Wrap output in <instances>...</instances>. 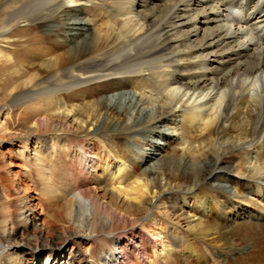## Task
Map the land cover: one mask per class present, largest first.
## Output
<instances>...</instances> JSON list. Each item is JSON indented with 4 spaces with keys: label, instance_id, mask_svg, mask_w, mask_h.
<instances>
[{
    "label": "bare ground",
    "instance_id": "6f19581e",
    "mask_svg": "<svg viewBox=\"0 0 264 264\" xmlns=\"http://www.w3.org/2000/svg\"><path fill=\"white\" fill-rule=\"evenodd\" d=\"M109 90L129 98L114 103ZM3 112L0 139L25 140L16 153L29 164L31 146L42 181L36 240L79 206L90 218L74 230L117 240L103 264H173L186 248L214 264H264V0H0ZM58 126L66 134L49 135ZM163 126L168 167L134 148ZM71 131L84 134L80 151ZM61 150L86 159L95 187L71 197L54 184L45 162ZM180 164L188 171L167 176ZM9 247L0 240V256Z\"/></svg>",
    "mask_w": 264,
    "mask_h": 264
},
{
    "label": "rangeland",
    "instance_id": "374dc122",
    "mask_svg": "<svg viewBox=\"0 0 264 264\" xmlns=\"http://www.w3.org/2000/svg\"><path fill=\"white\" fill-rule=\"evenodd\" d=\"M56 25L57 26L55 27L43 28L42 33L59 30L63 27L62 25L67 27L65 24L60 23ZM67 38L70 40L69 37ZM60 39H63V37L60 36ZM15 42L19 43L16 48H14L16 52L21 50L26 53L28 49L27 41L16 40ZM34 42V44H36V40ZM36 59V61L39 60L38 58ZM109 91L110 92L108 93L110 96H116L113 101L114 103L119 102V100L124 102L125 98H129V91H122L120 92L121 95L118 94L119 92ZM6 120L5 113H1L0 125L4 124ZM14 120L15 121H12V125L14 126L13 128H16L15 125H17V120ZM158 130L160 131L159 136H157L158 134L156 133H146V139L152 142H149L148 145H143V147L139 145V147L136 146L134 148L140 153L142 151L141 154H146L149 150L153 151L157 156L155 160L158 162L160 161L159 163H161V166L168 167L169 164H163L164 162H161V159L165 161V159L171 154V149L167 144H164L162 135L163 132L169 133L170 131L164 126ZM11 133L15 132L11 131ZM58 134L65 135L66 128L64 126H58L55 131L49 133L51 136H56ZM83 135L84 134L81 132H69L68 137L70 143H72L70 145L71 147H69L70 149L72 148L71 151H80L79 145L82 142ZM5 136H7L5 139H0V240L10 247L8 252L3 253L0 256V264H53L52 262L55 257H57L58 262L61 263L63 258L60 256V253H63V250L65 249L64 259L66 262L64 264H103V257L108 251L113 249L115 251L118 250L116 245L117 240L115 238H110L108 241H102L96 238L93 239L90 236L95 234L87 229H81V231H77L78 229L74 230L75 227H79L80 221L77 219L81 215L82 216L79 219L87 221L90 218V209L88 210V208L85 209L83 207V209H79V206H76L73 221L70 223H65L62 216H60V219L58 220L52 218V230L50 232L52 237H48L50 233L46 229H43L42 233L39 234L40 240H36L33 235L39 232L43 220L45 217H48L46 210L41 212L44 206L40 209V205H37L38 197H40L44 203L47 202L44 201L45 198L41 194L40 187H42V181L36 172V166L32 161L33 153L31 151V146L29 147L30 151L28 153L29 164H27V161L21 160L16 153L17 149H19L20 145L24 143L23 141L25 140H21L17 137L7 139L9 136ZM45 163L50 168L54 184L58 186L62 192L68 193L71 197L76 195L79 190L89 191L90 187L94 185L90 176L85 174L84 166L88 164L85 158H74L73 156L66 155V151L61 150L54 154L51 162L48 161ZM135 165L137 166L138 164L136 163ZM143 167L144 166H142V168ZM204 167L205 166H201L200 168L204 169ZM188 169L189 168L184 164H180L178 167L172 166L167 170V176L173 174H178L180 176L183 171L187 172ZM27 171L29 173H27ZM192 179L193 181L196 180L194 176ZM153 180L158 181L161 186L166 184V177L162 175V173L158 176H154ZM183 186L185 187V184ZM36 217L37 219L35 220ZM149 221L155 226V217H149ZM242 221L243 220L240 219L237 220L236 223L238 224ZM237 224H235V226ZM51 238L58 244L66 239L65 247L63 249H60L57 246H55L56 248L54 249H50L47 246L40 248L45 242H50ZM194 245L201 246L204 248V251L208 253L205 248V243L196 242ZM35 247L40 248V250H35ZM127 249L128 248L125 250L127 251ZM250 249L252 248L248 247V249L243 252V255L250 251ZM186 252L187 248L182 252L181 257L177 258L176 262L173 264L215 263V258H213L210 252L208 253L209 257H204L202 260L190 257ZM129 255L134 259L135 254L133 252H130ZM222 257L223 256H217L216 258L221 260ZM237 257L240 256L238 255ZM128 264L130 263L128 262ZM226 264H235V262H233V260H226Z\"/></svg>",
    "mask_w": 264,
    "mask_h": 264
}]
</instances>
